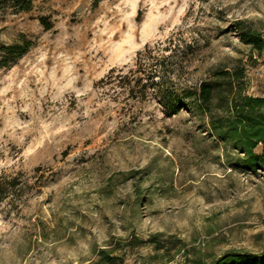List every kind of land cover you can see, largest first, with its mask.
I'll use <instances>...</instances> for the list:
<instances>
[{"label":"rangeland","instance_id":"374dc122","mask_svg":"<svg viewBox=\"0 0 264 264\" xmlns=\"http://www.w3.org/2000/svg\"><path fill=\"white\" fill-rule=\"evenodd\" d=\"M240 19L264 34V0H0V43L33 42L0 66V264H213L264 249V170L232 165L194 100L166 112L118 83L146 44L174 37L193 45L181 82L244 65L264 96V50Z\"/></svg>","mask_w":264,"mask_h":264},{"label":"trees","instance_id":"16d2710c","mask_svg":"<svg viewBox=\"0 0 264 264\" xmlns=\"http://www.w3.org/2000/svg\"><path fill=\"white\" fill-rule=\"evenodd\" d=\"M19 10H30L33 0H8ZM46 23V18L42 17ZM240 38L259 54L264 50V34L243 20L235 21ZM49 27V24H48ZM32 40L25 34L14 43H0V66L15 62L24 55ZM192 43L168 38L154 46L146 44L138 52L136 67L120 75L119 85L135 98H157L166 112H177L189 100L209 117L211 132L220 140L232 165L250 172L264 170V96L248 93L247 68L217 70L197 84L181 82L182 73L191 61ZM106 83L115 81L111 73ZM103 78L101 81H105ZM213 264H264V249L227 251Z\"/></svg>","mask_w":264,"mask_h":264}]
</instances>
